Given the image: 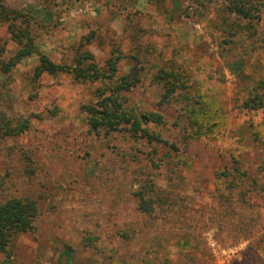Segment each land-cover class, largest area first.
I'll return each mask as SVG.
<instances>
[{
	"label": "rangeland",
	"instance_id": "1",
	"mask_svg": "<svg viewBox=\"0 0 264 264\" xmlns=\"http://www.w3.org/2000/svg\"><path fill=\"white\" fill-rule=\"evenodd\" d=\"M2 1L56 63L118 56L112 79L139 81L117 98L159 113L163 142L89 129L81 105L107 79L0 70V112L30 124L0 140V200L38 208L0 264H264V112L242 102L264 80V0L258 18L226 0ZM17 49L0 22V60ZM159 68L185 86L163 104Z\"/></svg>",
	"mask_w": 264,
	"mask_h": 264
},
{
	"label": "trees",
	"instance_id": "2",
	"mask_svg": "<svg viewBox=\"0 0 264 264\" xmlns=\"http://www.w3.org/2000/svg\"><path fill=\"white\" fill-rule=\"evenodd\" d=\"M228 11L242 18H258L259 8L253 0H226ZM28 16L17 9L10 8L0 0V22L7 24L11 39L18 44L15 54L7 61L0 60V70L9 72L17 64H22L26 59H37L33 68L34 78L42 73L56 74L58 72L70 73L80 82H94L109 80L106 89H97V98L94 102L81 105L84 118L89 129L95 132L116 131L125 126L131 135L136 138L163 142L158 131L148 128L149 123L159 125L161 115L153 111H137L133 106H126L119 101L117 95L121 90H128L138 82L137 76L130 74L121 75L112 79L117 69L118 56L106 61V69L96 67L92 56L77 54L73 64L56 63L34 42L28 27ZM134 74V73H133ZM163 86L159 104L167 103L178 89L184 88L181 75L174 69L159 68L155 76ZM110 82H112L111 85ZM256 92H250L243 99V107L247 110H263L264 112V80L255 85ZM258 90H261L258 92ZM105 91V92H104ZM195 119V118H194ZM192 118V120H194ZM191 124V122H190ZM29 119L21 117L13 120L0 112V140L4 137H15L29 128ZM165 143V142H164ZM174 147V146H173ZM221 175L227 176L226 173ZM37 203L27 197H10L0 200V251L9 256V244L18 235L29 231L37 215Z\"/></svg>",
	"mask_w": 264,
	"mask_h": 264
}]
</instances>
